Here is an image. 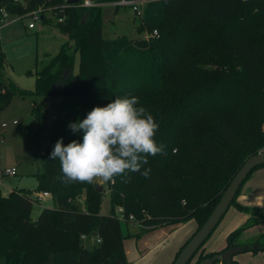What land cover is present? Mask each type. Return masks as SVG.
Instances as JSON below:
<instances>
[{
    "label": "trees",
    "instance_id": "16d2710c",
    "mask_svg": "<svg viewBox=\"0 0 264 264\" xmlns=\"http://www.w3.org/2000/svg\"><path fill=\"white\" fill-rule=\"evenodd\" d=\"M82 1L0 0V8L12 16L44 8L41 21H50L49 12L67 37L36 73L34 88L14 90L37 99L49 95L56 80L64 81V89L53 94L63 98L55 106L50 145L36 173L35 191L50 190L55 204L32 220L27 195L0 194V264H126L121 221H131L132 215L151 229L194 219L197 231L243 162L264 151V0H150L137 27L148 35L138 40L105 39L102 6H78ZM4 58L0 48V68ZM13 92L0 78L1 106ZM131 97L159 125L154 139L163 152L142 165L141 172L151 169L148 178L129 171L115 184L106 183L110 209L101 214L103 194L94 183L61 182L59 160L49 157L60 138L65 146L82 143L83 132L74 134L70 123L116 98ZM33 113L39 129L44 114L38 104ZM239 190L230 205L264 217V201L260 212L236 203ZM82 193L85 209L73 203ZM253 224L230 232L221 251L205 253L203 243L187 264L241 245L237 236ZM93 232L100 241L87 250L81 235L90 238ZM241 246L264 252L259 240ZM230 264L238 263L232 259Z\"/></svg>",
    "mask_w": 264,
    "mask_h": 264
},
{
    "label": "rangeland",
    "instance_id": "374dc122",
    "mask_svg": "<svg viewBox=\"0 0 264 264\" xmlns=\"http://www.w3.org/2000/svg\"><path fill=\"white\" fill-rule=\"evenodd\" d=\"M148 1L150 0H146L144 5L140 6L139 11L141 13ZM141 13L134 11L129 5L120 6L118 10L111 4L102 5L103 37L113 39L126 36L131 40L146 38L148 33L146 31L139 32L137 29ZM49 19L48 22L35 21V28L29 29L27 27L28 22H30L29 17L19 19L16 18V15H9L5 21L7 24L5 23L0 27V46L5 54L3 66L0 68V78L8 84L12 92L16 88L33 89L36 73L48 63L49 59L59 51L60 46L67 41V37L55 27V18L50 15ZM76 67L77 60L75 70ZM62 98L63 95L49 94L36 99L34 96H23L14 91L6 105L1 106L0 104V172L4 167L18 166L17 174L14 176L0 173L1 196L5 197L4 194L7 193L6 187L8 186L11 188L23 186L26 189H18L17 191H21L29 198L34 197L35 191L31 192L27 189L32 190L36 185L34 190H38L36 173L40 172L39 163L50 145V128L54 120L55 106ZM55 101L56 103H53ZM35 104L39 105L41 112L44 114L43 124L38 133L35 132L36 125L33 114ZM13 119L17 121L14 125L11 122ZM3 122L7 123V126L2 128L1 123ZM42 151L44 152L41 153ZM36 168L38 169L36 170ZM35 170L36 173L32 174ZM97 183L103 186L100 210L103 214H106L110 209V190L106 183ZM241 188L248 195L263 196L264 166L255 169L245 179ZM49 192V199L44 204L42 201L44 206L55 204L53 193L50 190ZM239 195L240 190L235 199L236 203H239ZM85 199L86 195L82 193L73 199V203L76 201L79 205H77L78 208L85 209ZM38 209L39 207L34 202L33 213L35 214ZM115 212L117 214L121 213L117 211V208H115ZM248 212L230 205L203 245L218 239L216 245L220 243L218 251H221L227 245L226 238L230 232L253 221H256V224L243 229L237 236L236 242L241 245L251 244L256 240L264 242V217ZM121 224L123 231L139 230L138 225H136L139 223L135 217L129 222L121 221ZM235 257L238 264H264L263 251H244L235 254Z\"/></svg>",
    "mask_w": 264,
    "mask_h": 264
},
{
    "label": "clouds",
    "instance_id": "9594fccd",
    "mask_svg": "<svg viewBox=\"0 0 264 264\" xmlns=\"http://www.w3.org/2000/svg\"><path fill=\"white\" fill-rule=\"evenodd\" d=\"M139 99L116 98L105 107H95L81 122L70 123L75 134L83 132L82 143L72 141L66 146L60 138L49 159L59 160L61 182L112 183L116 177L140 172L148 178V156L162 154L154 137L159 128L152 114L137 107Z\"/></svg>",
    "mask_w": 264,
    "mask_h": 264
},
{
    "label": "crops",
    "instance_id": "0c3cea01",
    "mask_svg": "<svg viewBox=\"0 0 264 264\" xmlns=\"http://www.w3.org/2000/svg\"><path fill=\"white\" fill-rule=\"evenodd\" d=\"M46 14L48 17H50V15H48L49 12L48 13L46 12ZM21 19H24V18H21ZM27 27H28V24H27ZM34 28H29V29H34ZM27 90H31V89H27ZM53 103H56V101ZM34 120H35V116H34ZM35 125H36L35 132L38 133L39 129L37 127L36 121H35ZM43 152L44 151H42L41 153ZM13 166H15L18 170V166L16 165H13ZM37 169L38 168H36V170ZM36 170L35 172L33 171L34 173L32 174H35ZM6 188H7V193L4 194L5 197L12 191H17L18 189H23V188L26 189L23 186L22 187L16 186L15 188H11L10 186H8ZM34 189L32 190L27 189V190H30L31 192H33L35 191ZM31 192H30V195H31ZM32 199L33 198L31 197L30 200L32 201ZM47 199H49L48 196L39 202H35L37 206L39 207V209L35 212V214L32 211L33 203H34V201H32V210H31L32 220H36L40 211L44 207L52 208L54 206L53 204L52 206L42 205V201L44 204V202ZM263 201H264V195L263 196L248 195L245 192H243L242 188L240 189V195L238 197L239 205L247 206L249 208H261L263 205ZM100 213L103 214L101 210H100ZM136 225H138L139 230L138 231L132 230L130 232L128 230L123 231L122 224H121V233L123 236V245L125 249L126 264H172L179 249L193 235V233L197 229V223L194 219H190L183 223L163 225V226H158V227L151 228V229H145L140 224H136ZM217 240H213L207 245H203L204 252L205 253L217 252L220 248L218 247L220 246V243L216 245ZM82 244L87 250H91L95 246L96 241H95V238L92 236L90 238L82 239ZM233 259L234 260L236 259L235 255L233 256ZM219 264H222V263L219 262Z\"/></svg>",
    "mask_w": 264,
    "mask_h": 264
},
{
    "label": "water",
    "instance_id": "95a60500",
    "mask_svg": "<svg viewBox=\"0 0 264 264\" xmlns=\"http://www.w3.org/2000/svg\"><path fill=\"white\" fill-rule=\"evenodd\" d=\"M68 4L78 3L79 0H66ZM64 89L63 79H58L49 91L50 95L60 92ZM264 164V151H259L256 154L249 156L241 165L222 196L220 197L218 203L213 208L205 222L201 227L193 234V236L188 240L184 247L180 250L172 264H187L195 254V252L200 248V246L205 242L208 236L215 229L217 224L220 222L222 216L225 214L226 210L230 206L231 201L235 197L239 187L242 185L248 174L258 165ZM94 188L101 192L103 186L98 183H94ZM254 210L255 208H251ZM257 211H261V208H256ZM264 213V209L262 211ZM95 236V232L91 234ZM248 247H243L241 245L231 246L219 254H214L209 258L201 260L198 264H214L216 261L230 264L233 256L237 253L244 252ZM197 258H195L196 261ZM194 261V262H195Z\"/></svg>",
    "mask_w": 264,
    "mask_h": 264
},
{
    "label": "built area",
    "instance_id": "2783aa9c",
    "mask_svg": "<svg viewBox=\"0 0 264 264\" xmlns=\"http://www.w3.org/2000/svg\"><path fill=\"white\" fill-rule=\"evenodd\" d=\"M14 2H21L23 3L24 0H13ZM146 0H119L117 2H112V3H107V4H111V5H130L132 7V9L134 11H138L139 13H141V11H139L140 6L144 5V2ZM106 3H98L95 0H83L81 3L78 4V6H85V7H92V6H102ZM44 12V8L42 7H38L35 10H32L24 15H20V16H16V18H26L29 17L30 18V22H28V28H34L35 27V21H41L42 18V13ZM9 17V14L6 12V10L4 8H0V27L2 25H4L6 22V19ZM59 21L62 20V18L58 19ZM7 24V23H6ZM153 36H157V30H154L152 32ZM16 120L12 121V124H16ZM7 123L3 122L1 123V127H6ZM1 173L7 176H14L17 174V168L15 166H11V167H4L1 170ZM97 183V182H95ZM50 196V192L48 191H35L34 197L32 199V201L34 202H39L41 200H43L45 197ZM117 211H122L121 207L117 208ZM133 216L130 215L129 219L133 220ZM82 239H86L87 236L82 234L81 235ZM96 243H98L100 240L98 238H95Z\"/></svg>",
    "mask_w": 264,
    "mask_h": 264
}]
</instances>
